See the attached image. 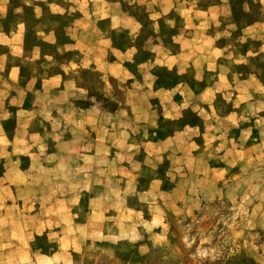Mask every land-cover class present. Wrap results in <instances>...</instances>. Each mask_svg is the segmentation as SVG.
Masks as SVG:
<instances>
[{"label":"rangeland","instance_id":"rangeland-1","mask_svg":"<svg viewBox=\"0 0 264 264\" xmlns=\"http://www.w3.org/2000/svg\"><path fill=\"white\" fill-rule=\"evenodd\" d=\"M146 1L107 0L139 28L92 49L58 46L70 15H19L18 88L65 79L0 124V264H264V0H176L186 33Z\"/></svg>","mask_w":264,"mask_h":264},{"label":"crops","instance_id":"crops-1","mask_svg":"<svg viewBox=\"0 0 264 264\" xmlns=\"http://www.w3.org/2000/svg\"><path fill=\"white\" fill-rule=\"evenodd\" d=\"M14 0H0V124L8 123V119H13L18 122L21 121L20 117L25 116V113H39L40 105H36L33 100H36L43 96V94L50 92V88L55 86H60L63 84L65 79L64 74H52L47 75V77L41 76V87L38 90L35 86L39 81V77L33 76L28 82V87L25 90H20L22 77V62L20 56L24 51V44L22 38V29L24 31L27 29L29 24L25 22L21 24V18L19 15L27 9H32L36 18H41L44 16L45 11L53 15L67 14L71 17V29L72 43L60 42L58 46L60 47H75V48H95L97 44L109 45L112 43V32L120 29L133 30L136 28L138 30L139 24L135 23L133 19L129 17V13H114L109 9L107 5V0H23L24 7L18 11H14L13 20L5 21L4 17L10 11V5ZM156 0H147L146 4L152 5ZM163 2V0H161ZM177 1H173L174 10L182 15L184 19L183 29L185 33L188 31L189 20L187 5L178 6ZM191 4V3H190ZM193 6V4H191ZM201 15L208 16L201 10H197ZM197 11H194L197 14ZM106 23V30L102 33L94 32L92 26L94 23L104 22ZM33 24V23H30ZM203 26V23L201 24ZM42 30V29H41ZM208 37V36H207ZM179 36V42L182 44V53L178 54L179 61H185L188 58L190 46L192 40H188L186 34L183 38ZM207 39V38H206ZM46 40H52L47 38ZM204 38L202 37V41ZM55 42V41H50ZM58 42V41H57ZM209 52L211 56H204L201 60L204 62H214L213 57L216 56V52L213 48L205 51ZM27 55V54H26ZM28 56V55H27ZM27 59L30 61L35 60L30 55ZM173 60V59H171ZM90 62V64H98L102 61V57L97 54H92L87 58L78 59L76 64H82L83 62ZM82 62V63H81ZM37 89V90H36ZM32 117V116H31ZM42 120V116H39ZM37 118L36 116L34 119ZM39 119V120H40ZM37 123V122H35ZM2 132L0 131V139H2ZM13 139V138H12ZM2 188H0V191Z\"/></svg>","mask_w":264,"mask_h":264}]
</instances>
